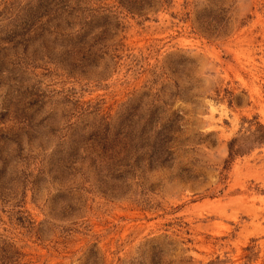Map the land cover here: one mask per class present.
<instances>
[{
    "label": "rangeland",
    "instance_id": "obj_1",
    "mask_svg": "<svg viewBox=\"0 0 264 264\" xmlns=\"http://www.w3.org/2000/svg\"><path fill=\"white\" fill-rule=\"evenodd\" d=\"M0 264H264V0H0Z\"/></svg>",
    "mask_w": 264,
    "mask_h": 264
}]
</instances>
